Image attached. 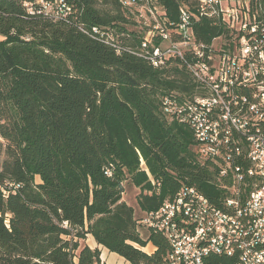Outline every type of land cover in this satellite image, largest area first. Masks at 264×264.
I'll list each match as a JSON object with an SVG mask.
<instances>
[{
	"label": "trees",
	"instance_id": "1",
	"mask_svg": "<svg viewBox=\"0 0 264 264\" xmlns=\"http://www.w3.org/2000/svg\"><path fill=\"white\" fill-rule=\"evenodd\" d=\"M66 1L72 12L55 19L37 0H0V264H101L88 234L131 264H164L170 245L140 226L144 214L185 185L218 205L224 194L192 129L162 111L165 94L203 91L179 61L157 69L80 30L115 27L139 43L120 0ZM182 1L163 0L172 19ZM195 32L211 43L227 30L201 18ZM126 181L141 190L140 219Z\"/></svg>",
	"mask_w": 264,
	"mask_h": 264
},
{
	"label": "built area",
	"instance_id": "2",
	"mask_svg": "<svg viewBox=\"0 0 264 264\" xmlns=\"http://www.w3.org/2000/svg\"><path fill=\"white\" fill-rule=\"evenodd\" d=\"M120 2L137 22L142 33L139 43H130L131 34L119 33L115 27L80 25V30L115 52L142 58L157 69L174 61L186 67L202 94H165L162 111L192 129L199 156L215 171L224 192L218 205L198 188L185 185L158 209L146 212L140 226L168 240L164 264H261L264 0H183L177 20L163 0ZM37 3L55 19H66L72 12L66 0ZM26 6L33 12L32 6ZM201 18L221 24L227 33L211 43L199 40L195 24ZM106 173L112 174L110 169ZM253 219H261L262 231H253ZM214 248L223 249V256L215 257Z\"/></svg>",
	"mask_w": 264,
	"mask_h": 264
},
{
	"label": "rangeland",
	"instance_id": "3",
	"mask_svg": "<svg viewBox=\"0 0 264 264\" xmlns=\"http://www.w3.org/2000/svg\"><path fill=\"white\" fill-rule=\"evenodd\" d=\"M128 27L131 30H138L139 29L138 26H136V24H132V23L128 24ZM216 44H218V43H216ZM0 142L6 143V141L1 136H0ZM2 158H4V154H2ZM141 166L143 168H147L144 160H142ZM36 179L38 182L40 181L39 177H37ZM140 192H141V190L138 187H135L130 181L125 182V190L122 194L123 201H125L128 205L132 206L135 209L136 216L139 219L143 216L142 211L140 210V208L138 206V197H139ZM139 229L141 230L142 233L145 230L142 227H139ZM90 240H92V238L90 235H88L85 240H81V243H82V245H84V244L89 245ZM150 248H151V246H150ZM102 249H103L104 253L101 252V264H130L126 260H124L123 258H119V257L111 254V251L109 249H105L104 246L102 247ZM149 249H147V250H149ZM107 253H108V255H106Z\"/></svg>",
	"mask_w": 264,
	"mask_h": 264
},
{
	"label": "bare ground",
	"instance_id": "4",
	"mask_svg": "<svg viewBox=\"0 0 264 264\" xmlns=\"http://www.w3.org/2000/svg\"><path fill=\"white\" fill-rule=\"evenodd\" d=\"M119 54H121V53H119ZM253 231H262L261 219H253ZM214 256L215 257H222L223 256V249L214 248ZM261 264H264V255H261Z\"/></svg>",
	"mask_w": 264,
	"mask_h": 264
},
{
	"label": "crops",
	"instance_id": "5",
	"mask_svg": "<svg viewBox=\"0 0 264 264\" xmlns=\"http://www.w3.org/2000/svg\"><path fill=\"white\" fill-rule=\"evenodd\" d=\"M88 235H90L91 236V238H92V240H90L89 241V246L92 248V249H95V248H99L100 250H101V252L102 253H104L103 252V249H102V245H99L97 242H96V240H95V238L91 235V234H88ZM150 246H151V248H150ZM105 249H107L106 247H104ZM150 248V249H149ZM146 249H149V250H147V251H152L153 250V245L151 244V243H149L148 245H147V247H146ZM111 254H113V255H115V256H117V257H119V258H123L122 256H120V255H118V254H116V253H114V252H111ZM106 255H108V253L106 254ZM124 260H126L125 258H123ZM128 262V261H127ZM128 263H130V262H128ZM131 264V263H130Z\"/></svg>",
	"mask_w": 264,
	"mask_h": 264
}]
</instances>
